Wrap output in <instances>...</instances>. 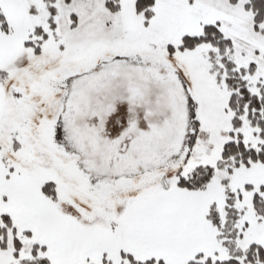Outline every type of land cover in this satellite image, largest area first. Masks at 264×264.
I'll return each mask as SVG.
<instances>
[{
	"label": "snow or ice",
	"instance_id": "1",
	"mask_svg": "<svg viewBox=\"0 0 264 264\" xmlns=\"http://www.w3.org/2000/svg\"><path fill=\"white\" fill-rule=\"evenodd\" d=\"M0 264H264V0H0Z\"/></svg>",
	"mask_w": 264,
	"mask_h": 264
}]
</instances>
